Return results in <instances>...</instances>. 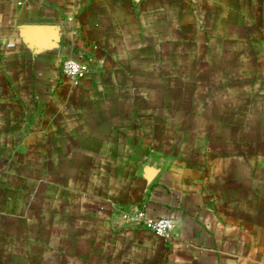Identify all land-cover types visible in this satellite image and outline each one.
Wrapping results in <instances>:
<instances>
[{"label":"crops","instance_id":"crops-1","mask_svg":"<svg viewBox=\"0 0 264 264\" xmlns=\"http://www.w3.org/2000/svg\"><path fill=\"white\" fill-rule=\"evenodd\" d=\"M0 264H264V0H0Z\"/></svg>","mask_w":264,"mask_h":264},{"label":"built area","instance_id":"built-area-1","mask_svg":"<svg viewBox=\"0 0 264 264\" xmlns=\"http://www.w3.org/2000/svg\"><path fill=\"white\" fill-rule=\"evenodd\" d=\"M63 70L65 75L74 83H78L86 75V69L79 60L74 58H69L64 62ZM145 224L150 232L163 239L171 238L176 227L175 221L167 217L147 219Z\"/></svg>","mask_w":264,"mask_h":264}]
</instances>
